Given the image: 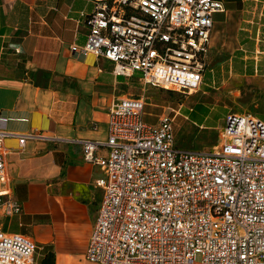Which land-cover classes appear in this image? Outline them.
<instances>
[{
    "label": "built area",
    "instance_id": "obj_1",
    "mask_svg": "<svg viewBox=\"0 0 264 264\" xmlns=\"http://www.w3.org/2000/svg\"><path fill=\"white\" fill-rule=\"evenodd\" d=\"M85 44L71 50L115 63L118 75L189 96L201 89L213 15L222 0H91ZM145 98L125 96L110 110L106 140H75L99 165L101 203L86 258L101 264H264V120L229 112L209 150L178 145L184 107L144 119ZM0 127V215L22 212ZM107 149V155L97 152ZM29 235L0 228V264H37Z\"/></svg>",
    "mask_w": 264,
    "mask_h": 264
},
{
    "label": "crops",
    "instance_id": "obj_2",
    "mask_svg": "<svg viewBox=\"0 0 264 264\" xmlns=\"http://www.w3.org/2000/svg\"><path fill=\"white\" fill-rule=\"evenodd\" d=\"M222 1L203 92L239 94L244 110L264 120V0ZM94 6L0 0V127L44 136L29 138L23 150L16 137L6 140L22 212L0 215V228L31 236L37 264H101L86 250L104 197L96 184L103 170L85 160L75 140L108 138L111 106L128 96L121 85L131 77L118 75L104 57L72 52L73 43L86 42Z\"/></svg>",
    "mask_w": 264,
    "mask_h": 264
},
{
    "label": "rangeland",
    "instance_id": "obj_3",
    "mask_svg": "<svg viewBox=\"0 0 264 264\" xmlns=\"http://www.w3.org/2000/svg\"><path fill=\"white\" fill-rule=\"evenodd\" d=\"M128 81L121 85V93L145 98L144 119L148 124H156L164 110L177 109L181 102L184 103L174 122L177 143L184 148L211 149L218 141L219 129L224 125L227 113L246 112L241 95L225 90L204 93L203 85L198 92L186 97L171 89L144 86L139 77L132 76Z\"/></svg>",
    "mask_w": 264,
    "mask_h": 264
},
{
    "label": "trees",
    "instance_id": "obj_4",
    "mask_svg": "<svg viewBox=\"0 0 264 264\" xmlns=\"http://www.w3.org/2000/svg\"><path fill=\"white\" fill-rule=\"evenodd\" d=\"M216 143H217V142H216ZM216 143H215V144H216ZM215 144H214V145H215ZM178 145H179V144H178Z\"/></svg>",
    "mask_w": 264,
    "mask_h": 264
}]
</instances>
